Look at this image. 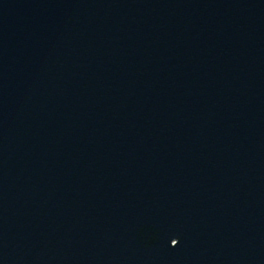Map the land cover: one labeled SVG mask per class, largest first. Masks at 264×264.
Instances as JSON below:
<instances>
[{
  "label": "water",
  "instance_id": "1",
  "mask_svg": "<svg viewBox=\"0 0 264 264\" xmlns=\"http://www.w3.org/2000/svg\"><path fill=\"white\" fill-rule=\"evenodd\" d=\"M0 264H264V0H0Z\"/></svg>",
  "mask_w": 264,
  "mask_h": 264
}]
</instances>
